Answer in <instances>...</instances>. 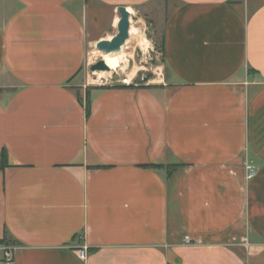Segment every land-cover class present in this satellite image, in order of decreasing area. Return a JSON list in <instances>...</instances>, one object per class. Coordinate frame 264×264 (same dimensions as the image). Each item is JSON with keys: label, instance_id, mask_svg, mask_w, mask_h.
<instances>
[{"label": "crops", "instance_id": "obj_1", "mask_svg": "<svg viewBox=\"0 0 264 264\" xmlns=\"http://www.w3.org/2000/svg\"><path fill=\"white\" fill-rule=\"evenodd\" d=\"M157 1L0 0V264H264V0H163L160 80L85 84Z\"/></svg>", "mask_w": 264, "mask_h": 264}, {"label": "rangeland", "instance_id": "obj_2", "mask_svg": "<svg viewBox=\"0 0 264 264\" xmlns=\"http://www.w3.org/2000/svg\"><path fill=\"white\" fill-rule=\"evenodd\" d=\"M152 13L144 20L140 13L132 14L130 38L120 52V67L112 72L92 73L90 68L84 73V83L96 86H117L129 78L131 84L144 86L146 83H157L164 73L162 59L163 16L166 10L164 1L158 0L152 6ZM105 21L98 24L96 32L103 40L110 41L117 34V24L113 16L105 12ZM102 40V41H103ZM107 59V55L92 46L89 63L92 65ZM148 78V82L146 81Z\"/></svg>", "mask_w": 264, "mask_h": 264}, {"label": "water", "instance_id": "obj_3", "mask_svg": "<svg viewBox=\"0 0 264 264\" xmlns=\"http://www.w3.org/2000/svg\"><path fill=\"white\" fill-rule=\"evenodd\" d=\"M118 12L120 14V21L117 27V34L111 41H100L97 44V49L105 54L118 55L122 51L123 47L130 38L131 32V19L132 13L126 7H119ZM90 71L92 73L112 72V69L108 66L103 59L97 63L91 65Z\"/></svg>", "mask_w": 264, "mask_h": 264}, {"label": "built area", "instance_id": "obj_4", "mask_svg": "<svg viewBox=\"0 0 264 264\" xmlns=\"http://www.w3.org/2000/svg\"><path fill=\"white\" fill-rule=\"evenodd\" d=\"M123 84H125L126 86H136L135 84H131V80H129V78H127L126 80L123 81ZM105 86V85H104ZM248 170V179H253L256 175V169L255 167L249 165L247 167ZM187 242H190L189 239H186ZM15 249L14 247L8 246L3 242H0V250L3 252V258L2 261L5 263H11L12 261H14V257H15ZM87 256V252L85 249H82L80 251V257L82 259H85Z\"/></svg>", "mask_w": 264, "mask_h": 264}, {"label": "trees", "instance_id": "obj_5", "mask_svg": "<svg viewBox=\"0 0 264 264\" xmlns=\"http://www.w3.org/2000/svg\"><path fill=\"white\" fill-rule=\"evenodd\" d=\"M162 49V48H161ZM148 82V78L146 80ZM122 85H117V86H113V88H116V87H120ZM111 88V86H103V87H99V89H109ZM81 97V96H79ZM80 100L82 101V98H80ZM91 105H92V100H91V95L89 93V89L87 90V93H86V102H85V106H86V112H87V115L89 116L90 113H91ZM7 152L4 150L2 152V157H1V164H2V168L4 167H7L8 166V162H7ZM151 168H166L168 170L173 171V170H176L177 168H179V166H168V167H163V166H157V165H150ZM4 242V241H3ZM6 243V242H4ZM9 243V242H8Z\"/></svg>", "mask_w": 264, "mask_h": 264}, {"label": "bare ground", "instance_id": "obj_6", "mask_svg": "<svg viewBox=\"0 0 264 264\" xmlns=\"http://www.w3.org/2000/svg\"><path fill=\"white\" fill-rule=\"evenodd\" d=\"M117 27H118V24H117ZM106 55H107V59H104V60L106 61V63L112 70H115L120 67V64H121L120 54L118 55L106 54Z\"/></svg>", "mask_w": 264, "mask_h": 264}]
</instances>
